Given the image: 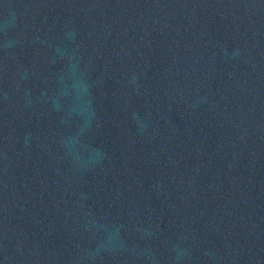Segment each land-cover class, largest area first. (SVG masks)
I'll use <instances>...</instances> for the list:
<instances>
[{
  "label": "water",
  "instance_id": "95a60500",
  "mask_svg": "<svg viewBox=\"0 0 264 264\" xmlns=\"http://www.w3.org/2000/svg\"><path fill=\"white\" fill-rule=\"evenodd\" d=\"M0 264H264V0H0Z\"/></svg>",
  "mask_w": 264,
  "mask_h": 264
}]
</instances>
